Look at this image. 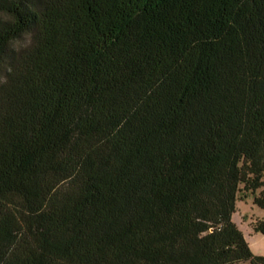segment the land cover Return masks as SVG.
<instances>
[{"label":"trees","instance_id":"trees-1","mask_svg":"<svg viewBox=\"0 0 264 264\" xmlns=\"http://www.w3.org/2000/svg\"><path fill=\"white\" fill-rule=\"evenodd\" d=\"M0 66V264H264V0H0Z\"/></svg>","mask_w":264,"mask_h":264},{"label":"rangeland","instance_id":"rangeland-1","mask_svg":"<svg viewBox=\"0 0 264 264\" xmlns=\"http://www.w3.org/2000/svg\"><path fill=\"white\" fill-rule=\"evenodd\" d=\"M2 75L3 66H0V77H2ZM259 191L260 190H257L256 193ZM231 220L242 232L252 253L264 256V233L255 230L256 222L264 221V209L253 203V195H250L247 198L237 197ZM240 264L248 263L241 262Z\"/></svg>","mask_w":264,"mask_h":264}]
</instances>
